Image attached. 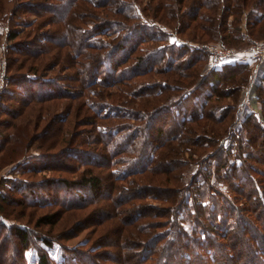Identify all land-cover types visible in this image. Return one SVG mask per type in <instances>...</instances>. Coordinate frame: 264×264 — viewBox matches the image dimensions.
<instances>
[{
	"label": "trees",
	"instance_id": "16d2710c",
	"mask_svg": "<svg viewBox=\"0 0 264 264\" xmlns=\"http://www.w3.org/2000/svg\"><path fill=\"white\" fill-rule=\"evenodd\" d=\"M7 3L10 7L3 3L0 7V21L6 20L7 31L0 42L6 61L4 78L10 86L7 96L28 100L25 104L71 99L64 110L54 111L55 117H47L35 131L37 136L47 137L51 130L50 135L61 137L55 143L66 142L60 157L55 156L59 169L63 159L88 166L101 161L102 167H109L106 211L95 209L101 216L83 224L95 230L101 227L92 244L73 249L58 241L64 252L72 253L54 260L48 253L55 240L52 236L32 233L26 225L14 226L13 234L23 248L17 253L18 263L264 264V73L256 92L262 114L250 109L237 123V111L229 114L235 107L222 101L231 98L236 103L235 90L247 83L251 73L248 65L227 62L220 70L201 74L196 63L205 62L206 49L167 42V28L179 34L190 27L188 39L199 30L200 36L217 32V40L228 43L224 37L235 36L224 30L238 31L241 16L248 35L261 36L264 0H147L143 7L136 0ZM22 13L34 17L28 20ZM147 42L154 45L145 47ZM145 49L152 50L147 59L141 53ZM119 50L123 52L114 58ZM193 52L194 58H188ZM58 63L72 72L64 78L47 77L46 68ZM236 71L242 76L237 77ZM163 75L173 77L168 81ZM46 80L42 89L40 84ZM197 82V87H206L204 92H198ZM76 98L82 99L77 103ZM80 106L91 108L96 116L82 114L84 123L93 126L82 135L69 122L76 119ZM54 121L57 126L50 129ZM14 129L27 137L26 125L20 122ZM26 137L17 135L12 140L19 146ZM194 164L195 172L188 176L187 169ZM80 174L73 181L78 188L75 194L86 206L102 192V181L90 169ZM63 179L70 184L67 177ZM52 182L51 177L41 183L45 189L39 188L41 196L49 193L46 187ZM15 185L0 187V209ZM22 188H27L22 189L26 204L35 205L37 190L29 185ZM52 216L42 215L36 222L49 223ZM0 223L6 224L3 217ZM31 241L38 242L33 262L26 256ZM112 249L118 251L115 257Z\"/></svg>",
	"mask_w": 264,
	"mask_h": 264
},
{
	"label": "rangeland",
	"instance_id": "374dc122",
	"mask_svg": "<svg viewBox=\"0 0 264 264\" xmlns=\"http://www.w3.org/2000/svg\"><path fill=\"white\" fill-rule=\"evenodd\" d=\"M2 1L0 3L4 5L3 7H10V4L7 3L8 0H0ZM140 3V7H143L145 3H147V0H136ZM23 16H25L26 19H30L32 16L31 14L22 13ZM91 18V17H89ZM217 20L220 19V15L216 16ZM227 21L222 24V28L226 27V23L231 20L232 16L227 17ZM18 19V18H17ZM18 21V20H17ZM90 21H94L93 18L90 19ZM6 22L1 20L0 21V42L5 41V33L6 26L4 23ZM244 17L241 16V22L239 24L240 28L238 31H232L230 32L231 28H226L224 31H226V34L234 35L235 38H230V36L224 37V39L228 40V43L225 41V43H222L217 40L218 34L217 32L213 33L212 36L202 35L199 34L202 33L198 30V33L196 34L194 39H188L192 38L191 35L188 36L189 28L183 29L182 32L179 34L172 31L171 29L167 28L168 36H167V42L168 43H175V44H184L187 46H190L191 48H201L206 49V52L208 54L207 59L205 62H197L196 65L200 64V73L203 74L205 71H214V70H220L223 66V64L227 63V65H231L234 63L242 62L246 63L248 65V68L251 69V73L249 74L247 79V83L244 82V85L242 87H238L235 91V94L238 92L236 100V103L233 102L231 98H226L222 102L224 104H230L232 107H235V111L232 112L229 111L230 116L232 114H236V120L237 123H240L242 117L245 115L246 112H250V109L253 112H256L259 116L262 114L261 111V102L257 99L256 92L257 87L260 86L261 79H262V71H264L263 68L257 67V72H254L255 68V62L253 60L248 61H232L233 59H229V61L225 58L222 60L220 66H216L213 64L215 62L214 57L211 56L208 49L205 47L208 46L210 43L213 44H222L225 48H234V49H245L248 47V45L252 44L255 40H262L264 39V34L261 36H258L256 38L250 37L248 35V29L244 27ZM177 24V23H176ZM223 32V31H222ZM23 35V34H22ZM237 36V37H236ZM106 38V37H105ZM1 42V43H2ZM8 43V42H6ZM173 44V45H175ZM7 45V44H6ZM147 45H154L152 42H147L144 46L147 47ZM148 50V49H147ZM146 49L145 51H141L145 58L147 59V55H149L150 52H148ZM123 51L119 50L117 53H114L113 57H118ZM193 53H190V56L188 58L193 57ZM186 60V59H185ZM6 61L4 60V50L3 46H0V187L6 188L9 184L15 183L16 187L15 189L6 190L7 191V197L6 199L1 202V205L3 206L2 209H0V217H3V220H5L6 224H4V227L0 223V264H19V256H17L18 251H23V248H21L20 243L15 237V234H13V228L14 226H29L32 229V233H35L36 231H40L42 233H46L49 236H52V239H55L54 242L50 246H48V253L50 257H52L54 260H57L62 257L63 254H71L72 252L63 251V248L61 247V244L58 242L60 241L63 245H67L71 248H78L82 246V248H86V246H89L92 244L91 242L94 241V239L101 233L99 227L97 230L94 229L93 226L90 227H84V222L90 218L93 220L94 218L101 216V212H97L95 214V209L101 208L102 212L106 211V204L108 203L106 201V197H104V194L107 192L106 188V180L109 179L107 175V170H109V167H102L104 165H93L88 166V164L83 165L77 161V163L65 160L61 161V169H59V162L57 161V158H59V150L66 145V142L63 140L55 143L56 140H60V138H56L55 135H50L54 132L49 133V135L46 137L39 139V134L35 131H40L44 123L46 122V119L48 116H54L57 112L56 110H63L68 106L69 101L71 99H64L61 100L58 99H48L47 101H32L27 104L24 102H27L28 100H23L19 96H14L13 98L15 100L10 99L7 96V92L9 89V85L7 81H5L4 74H5V64ZM63 63H58L57 65H52L48 68H46V74L47 77L53 76V77H65L67 74L71 73L72 70L68 67L62 66ZM226 65V66H227ZM146 67V65L144 64ZM255 70V71H256ZM237 77L242 76V72L236 71ZM240 73V74H239ZM168 74V73H167ZM255 74V75H253ZM155 76V75H154ZM168 81H171L173 75H163L162 77L165 78ZM206 76H209L207 74ZM161 77V78H162ZM156 78V76H155ZM158 80V79H157ZM47 81H44V83L40 84L41 88L44 89L47 85ZM31 84V83H30ZM29 84V87H30ZM196 88H198V92L202 93L204 90H206L205 86L197 87L200 84L198 82L196 83ZM49 86V83H48ZM207 86V85H206ZM232 86V85H230ZM4 89H7L6 92ZM36 89L40 90L39 87ZM198 96V95H197ZM235 96V95H234ZM6 97V98H5ZM82 99V98H81ZM80 98H76L74 102L79 103ZM137 102L140 101L139 99H136ZM142 100V99H141ZM197 99H195L196 101ZM143 101V100H142ZM23 102V103H19ZM73 102V101H72ZM74 102L72 103L74 105ZM190 105L193 102V99L191 98L189 100ZM145 104V100L143 101ZM153 102H150L149 104H152ZM138 105V103H136ZM216 104V102H215ZM221 104V103H220ZM219 105V104H218ZM21 110V111H20ZM79 110L80 112L76 113V119L75 116L72 117V120H69V122L72 124V129L74 131L76 130H82L80 134L82 135L83 132L89 131L92 125L86 124L85 118L82 114H87L88 116H91L92 118L96 117L92 111L91 108L80 106ZM22 112V114H18L16 117H12L13 112ZM55 111V112H54ZM16 112V113H17ZM14 116V115H13ZM55 117V116H54ZM87 117V118H91ZM165 119V116L163 115L161 117V120ZM57 120V119H56ZM84 120V121H83ZM229 118H227V121ZM13 121V123H11ZM21 122L22 125L27 126V137L25 134H22L21 132H18V130L14 129V125L19 124ZM55 122V123H54ZM54 124H51L49 127L50 129H54L57 126V122L54 121ZM237 123L233 126H236ZM225 129V126H221L219 130L223 131ZM220 131V132H221ZM14 132H16V136H14ZM56 132V131H55ZM237 133H241L237 131ZM84 134V133H83ZM17 135H20L22 137H26L25 141L22 142L23 144H19V146H16L14 144L15 142L12 140L14 137H17ZM38 135V136H37ZM79 136V135H78ZM94 142L97 144L99 143L97 139L94 140ZM55 143V144H54ZM100 144H97V147ZM61 149V150H62ZM96 149V148H95ZM91 150V148L89 149ZM92 152V150H91ZM99 152V150H97ZM55 154V155H53ZM171 154V153H169ZM12 155V156H11ZM98 155V154H97ZM57 156V158L55 157ZM59 156V157H58ZM184 157H189L188 154H183ZM5 157H8L5 160ZM170 158V157H169ZM73 159V158H72ZM75 160V159H74ZM49 162L52 164H55L49 168L45 167L43 169L42 166L49 165ZM196 164V163H195ZM191 166L189 169H187V175L189 176L192 172H195V165ZM119 166V165H117ZM66 167V169H64ZM204 167V165H203ZM90 169L92 170V173L98 174L101 176V188L102 192L98 194L96 198L91 200V204L84 206L85 203H81L78 201V196L75 194L77 191V187L75 185V182L78 179V177L81 175L80 173L83 171V169ZM205 168V167H204ZM203 168V170H204ZM70 170V171H68ZM188 170L190 172H188ZM179 171H181V168L179 167ZM179 171H176L179 172ZM179 174V173H177ZM53 178L52 184H50L46 189L48 190V194L44 192L42 193L38 192L41 190L45 191L43 185L44 180H48L49 178ZM55 177L58 178V180L55 179ZM67 177L70 184H66L63 182V178ZM62 178V181L61 179ZM62 182V183H61ZM5 184L4 186L2 185ZM65 183V184H64ZM31 189H36L39 193L37 196L38 202L33 204H26L27 194L26 192H23L22 188L25 186H28ZM20 189V190H19ZM86 193L85 195L87 197L90 196L88 192V188H81ZM87 190V191H86ZM101 195V196H99ZM30 198V197H29ZM91 199V196H90ZM18 201H21V204L18 203ZM52 215L51 217L52 221L49 223H37L38 217L42 215ZM6 238V239H4ZM4 239V240H3ZM33 241V240H32ZM30 242V251L26 253V256H29V261L33 262L34 256L37 253L38 250H36L38 242ZM36 243V245L34 244ZM34 244V245H32ZM80 245V246H79ZM35 247V248H34ZM110 248V247H109ZM111 250V249H110ZM111 257H115L116 253H118L117 249H112ZM15 252V253H14ZM76 255V254H75ZM77 256V255H76ZM78 256H80L78 254ZM27 261V260H26ZM104 264H118L116 261L110 260Z\"/></svg>",
	"mask_w": 264,
	"mask_h": 264
},
{
	"label": "built area",
	"instance_id": "2783aa9c",
	"mask_svg": "<svg viewBox=\"0 0 264 264\" xmlns=\"http://www.w3.org/2000/svg\"><path fill=\"white\" fill-rule=\"evenodd\" d=\"M205 47L210 52L211 56H215V62H213V64L216 66H220L222 63L221 61L225 58L228 61L229 59H233L232 61L253 60L256 63H264V39L255 40L245 49L225 48L222 44L217 45L213 43H210L208 46L205 45Z\"/></svg>",
	"mask_w": 264,
	"mask_h": 264
},
{
	"label": "crops",
	"instance_id": "0c3cea01",
	"mask_svg": "<svg viewBox=\"0 0 264 264\" xmlns=\"http://www.w3.org/2000/svg\"><path fill=\"white\" fill-rule=\"evenodd\" d=\"M255 64V68H254V72L256 73L257 72V67L259 66V67H261V68H263V66H264V63H254ZM259 67H258V69H259ZM256 70V71H255ZM263 73H264V71H262V75H263ZM253 75H255V74H253Z\"/></svg>",
	"mask_w": 264,
	"mask_h": 264
}]
</instances>
